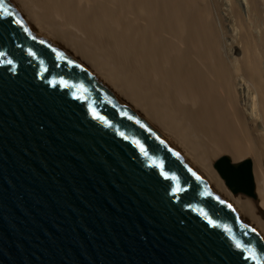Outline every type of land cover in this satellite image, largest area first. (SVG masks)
Wrapping results in <instances>:
<instances>
[{
    "label": "water",
    "instance_id": "water-1",
    "mask_svg": "<svg viewBox=\"0 0 264 264\" xmlns=\"http://www.w3.org/2000/svg\"><path fill=\"white\" fill-rule=\"evenodd\" d=\"M214 168L255 196L250 159ZM252 230L140 109L0 0V264H264Z\"/></svg>",
    "mask_w": 264,
    "mask_h": 264
},
{
    "label": "bare ground",
    "instance_id": "bare-ground-1",
    "mask_svg": "<svg viewBox=\"0 0 264 264\" xmlns=\"http://www.w3.org/2000/svg\"><path fill=\"white\" fill-rule=\"evenodd\" d=\"M12 1L34 30L140 109L264 240L263 41L240 46L231 6L214 14L210 0ZM244 1L246 14L264 4ZM225 155L250 159L254 197L235 196L215 171Z\"/></svg>",
    "mask_w": 264,
    "mask_h": 264
},
{
    "label": "rangeland",
    "instance_id": "rangeland-1",
    "mask_svg": "<svg viewBox=\"0 0 264 264\" xmlns=\"http://www.w3.org/2000/svg\"><path fill=\"white\" fill-rule=\"evenodd\" d=\"M210 1H211V5H212V9H213L214 14H217V13L221 14L222 12L230 9V6H231L232 12L233 13L235 12L236 15L234 13L233 17L235 19H232L233 23L231 22V19L229 21H227V23H228V25L230 23H232L233 26L237 29V30H235L237 33H239V35L237 34V40H238L237 42L240 41L241 42V43L239 42L240 46L244 47V45H246V44L253 45V42L258 44L259 42H257V41H259V40L263 41L259 50L264 55V48H263L264 47V27H263L264 26V4H263V1L261 2V8L258 9V12H257V10L251 11L250 12L251 14L250 13L246 14V11H245L246 10V7H245L246 4H245L244 0H237V1L231 0V5H228V2H226L227 0H210ZM237 3H239V5ZM237 6L239 7L238 11L236 8ZM223 26H224V24H223ZM226 28L228 29V27H226ZM228 34H229V31H228ZM235 54L239 55V53H235ZM239 195L246 196L242 193H238L235 196H239Z\"/></svg>",
    "mask_w": 264,
    "mask_h": 264
},
{
    "label": "snow or ice",
    "instance_id": "snow-or-ice-1",
    "mask_svg": "<svg viewBox=\"0 0 264 264\" xmlns=\"http://www.w3.org/2000/svg\"><path fill=\"white\" fill-rule=\"evenodd\" d=\"M17 24H20V23H22V21H19V20H17V21H15ZM25 31H27V29H24ZM10 63V62H9ZM252 231H255V229H253ZM253 260H255V257L253 256V257H251Z\"/></svg>",
    "mask_w": 264,
    "mask_h": 264
}]
</instances>
